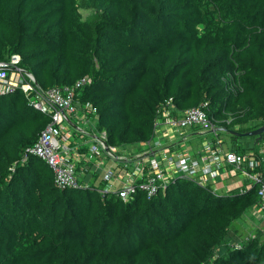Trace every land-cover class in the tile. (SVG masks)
Returning a JSON list of instances; mask_svg holds the SVG:
<instances>
[{"label": "trees", "instance_id": "1", "mask_svg": "<svg viewBox=\"0 0 264 264\" xmlns=\"http://www.w3.org/2000/svg\"><path fill=\"white\" fill-rule=\"evenodd\" d=\"M14 55L42 91L86 78L74 100L93 124L66 141L78 187L60 188L26 154L50 114L32 91L0 96V264H264V230L237 240L234 225L258 211L259 184L218 194L163 159L183 153L172 140L185 128L166 117L204 102L216 128L264 125V0H0V62ZM217 133L264 158V133ZM103 134L114 151L86 159Z\"/></svg>", "mask_w": 264, "mask_h": 264}, {"label": "built area", "instance_id": "2", "mask_svg": "<svg viewBox=\"0 0 264 264\" xmlns=\"http://www.w3.org/2000/svg\"><path fill=\"white\" fill-rule=\"evenodd\" d=\"M18 60L19 56L14 55L11 57L9 63L0 62V96L13 92L17 88L22 89L28 96L29 91H32L34 94L33 96H29L30 101L34 97L37 100L33 106L45 114H50L49 123L41 131L37 141L27 148L26 154L37 155L49 163L54 172V182L58 187H78L77 179L74 175V164L70 161L71 148L66 144V140L70 139L73 134L67 130L64 123L68 124L67 120H70L72 124L76 125V131L82 134H88V131L86 127L80 125V121L84 125L93 124V121L89 122L90 119L85 116V113L80 116L79 107L75 105L74 100L75 87L83 83L86 78H81L73 86L50 87L46 91H42V89L36 88V86L27 81V77L32 81H34V77L16 66ZM7 71H10L9 75H7ZM168 103H170V99ZM85 106L87 113L94 112V108L90 109V105L85 104ZM206 106L207 102H204L198 106L186 109L183 117L177 122L172 118L166 117L165 124L184 127L196 126L202 132H214V141L206 143L203 146L202 150L204 153L199 155V159L194 155L195 153L188 152L177 153L175 158L166 154L163 159L167 160L170 168L174 169L175 172L186 177L195 176L197 172H200L203 175V179L210 177L214 180L219 176L220 170L225 168L226 165L242 170L254 182L259 184V209L264 215V169L262 172H253V169L260 163L259 160L263 161L264 158H256L252 152L239 154L227 150L224 147L222 138L218 136L214 120L205 111ZM167 114L168 110L164 112L165 116ZM72 116H74L75 120ZM103 137L104 134L95 138L98 144H91V147H89L88 152L85 154L86 159H91L94 154L99 153V145L105 149L107 148L106 152L111 155L110 152H113L114 148H109L103 142ZM260 150L261 148L259 149V153L262 154L263 150ZM72 154L76 158L80 157L76 149L73 150ZM158 163L159 160L153 162V167L157 169ZM108 176H111L110 170L104 174V177ZM126 192L127 190L122 191L120 195L125 196ZM152 192L153 190L150 189V193Z\"/></svg>", "mask_w": 264, "mask_h": 264}, {"label": "rangeland", "instance_id": "3", "mask_svg": "<svg viewBox=\"0 0 264 264\" xmlns=\"http://www.w3.org/2000/svg\"><path fill=\"white\" fill-rule=\"evenodd\" d=\"M72 118L75 120L74 116H72ZM79 123L80 125L84 126L83 122L80 121ZM64 125H66L67 130L73 134V136L70 139H67L66 141L75 139L74 134L76 132L73 130V128L70 127L68 124H66V122L64 123ZM178 134L180 135L181 138H176V139H180V141L178 142V145L181 147L180 150L184 153L186 152L195 153L197 151H200L201 148L203 147V144L207 141L209 137L207 133H202V131H199V132L195 131L194 128H191V127L178 128L177 134H176L177 136L175 137H179ZM222 136L225 137L226 147L229 148L231 144L230 140L227 138V135H222ZM240 140H244L243 142H245V140L251 141V136H244ZM258 147H260L261 150H263L262 154L264 155V142H261ZM98 171H99L100 176L103 175V172L101 169H99ZM232 175L233 176H230V174L227 173L225 179L218 177V179L216 178L212 182V186L213 188L216 187L218 194L226 193L227 191H229L227 190L225 192V190L221 188L219 183L226 184L228 187L231 186L232 188L243 187V188L249 189L254 182V180L250 176L246 175L242 170L236 169L234 170ZM97 182L98 180L96 181V183ZM258 214L259 215H257L256 211L254 210L249 215L245 216V218L242 221H236L234 223L235 228H236V233H237V235L235 236V239L242 240L245 238V236L255 233L257 229L264 230V216L260 213ZM232 232H233L232 234H234V231ZM230 236H231V233L229 234V237Z\"/></svg>", "mask_w": 264, "mask_h": 264}, {"label": "crops", "instance_id": "4", "mask_svg": "<svg viewBox=\"0 0 264 264\" xmlns=\"http://www.w3.org/2000/svg\"><path fill=\"white\" fill-rule=\"evenodd\" d=\"M218 131H221V130H218ZM166 134L168 133V132H165ZM207 133H209V132H207ZM171 136H173V135H171ZM174 137V136H173ZM221 138H222V140H224V138L221 136ZM180 140V139H179ZM178 140L176 139V140H172V142H177ZM178 143V142H177ZM204 146V145H203ZM203 148V147H202ZM202 148H201V150H202ZM198 152V151H197ZM224 169V170H223ZM222 170H220V172H219V176L218 177H221V178H226V175H227V173H229L230 174V176H233L232 175V173L234 172V170H236L233 166H230V165H226L225 166V168H223ZM218 177H216L217 179H218ZM228 179V178H227ZM220 184V186H221V188L223 189V190H225V192L227 191V190H230V189H232V187L231 186H227L226 184H222V183H219ZM241 188H243V187H241ZM256 213H257V215H259L258 213H260V214H262V212H261V210L260 209H258V211H256ZM263 215V214H262ZM264 216V215H263Z\"/></svg>", "mask_w": 264, "mask_h": 264}, {"label": "water", "instance_id": "5", "mask_svg": "<svg viewBox=\"0 0 264 264\" xmlns=\"http://www.w3.org/2000/svg\"><path fill=\"white\" fill-rule=\"evenodd\" d=\"M217 130H221V131H226L229 132L235 136L238 137H244V136H257L260 137L263 133H264V125H261L255 129L249 130V131H245V132H238L236 130H229L226 128H216Z\"/></svg>", "mask_w": 264, "mask_h": 264}, {"label": "clouds", "instance_id": "6", "mask_svg": "<svg viewBox=\"0 0 264 264\" xmlns=\"http://www.w3.org/2000/svg\"><path fill=\"white\" fill-rule=\"evenodd\" d=\"M67 123H68V125L70 126V127H72L73 129H75L76 130V125L75 124H72L71 122H70V120L68 121L67 120ZM218 131V130H217ZM202 133H207V132H202ZM223 144H224V147L227 149V150H229V151H233L232 149H230V148H228V147H226V144H225V141L223 140ZM107 149V148H106ZM234 152H236V151H234ZM253 153V152H252ZM244 154V153H243Z\"/></svg>", "mask_w": 264, "mask_h": 264}, {"label": "flooded vegetation", "instance_id": "7", "mask_svg": "<svg viewBox=\"0 0 264 264\" xmlns=\"http://www.w3.org/2000/svg\"><path fill=\"white\" fill-rule=\"evenodd\" d=\"M261 137H262V135H261L260 137H257V136H256L255 138H257V140H258V139H260Z\"/></svg>", "mask_w": 264, "mask_h": 264}]
</instances>
